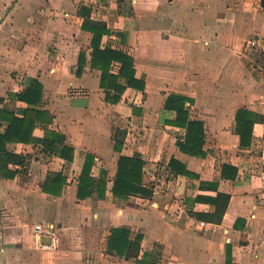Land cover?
<instances>
[{"label": "crops", "instance_id": "0c3cea01", "mask_svg": "<svg viewBox=\"0 0 264 264\" xmlns=\"http://www.w3.org/2000/svg\"><path fill=\"white\" fill-rule=\"evenodd\" d=\"M0 0V109L23 116L27 103L12 97L33 78L43 84L51 127L66 136L43 146L44 131L8 151L28 155L24 166L0 170V264H264V7L261 0ZM86 21L105 23L110 44L133 58L143 89L127 87L106 99L101 71L90 65L92 33ZM81 51L86 64L77 75ZM114 61L111 72L119 73ZM127 85V80L119 78ZM170 94L187 97L189 120L204 127V156L181 150L186 126L165 107ZM239 109L255 113L248 144L237 133ZM7 123L2 122L0 133ZM120 148L117 149L116 146ZM103 193L79 198L87 153ZM121 155L144 161L149 195L115 197ZM180 164L193 173L173 170ZM225 165L236 168L224 177ZM7 171L13 176H8ZM49 172L67 182L47 193ZM227 172L232 173L231 169ZM228 193L221 221H211L212 198ZM53 224L58 248L34 234ZM114 228L129 231L123 255L110 248Z\"/></svg>", "mask_w": 264, "mask_h": 264}, {"label": "trees", "instance_id": "16d2710c", "mask_svg": "<svg viewBox=\"0 0 264 264\" xmlns=\"http://www.w3.org/2000/svg\"><path fill=\"white\" fill-rule=\"evenodd\" d=\"M119 7L123 8L125 0H117ZM264 7V0H261ZM84 28L92 33L91 47L92 57L90 65L101 71V86L106 90V99L109 102L116 103L121 100L122 94L127 87L143 89L144 83L135 77L133 58L127 53L112 47L110 44L102 45V39L105 35L111 34L105 23L86 21ZM114 61H119L121 67L119 73L111 72V66ZM77 75L80 74L86 64L85 51H81L78 61ZM127 80V85L119 82V78ZM12 97L27 103L23 116H17L14 111L0 109V126L2 122L7 123L4 132L0 133V170L6 169L10 162L24 166L28 155L18 154L8 151L7 144L10 142L30 144L34 140V130L36 127L43 128V146L45 150L53 149L57 144L62 145L61 156L66 161H72L74 158V147L66 143V136L51 127L52 120L48 112L43 108V84L36 78L29 81V84L19 93H13ZM187 97L179 94H170L167 97L165 107L177 111L176 120L172 121L179 126H186V134L183 140L178 141L181 150L192 155L204 156V127L197 120H189L188 109L185 106ZM237 133L241 137V144L249 143L253 124L255 122V113L247 109H239L236 114ZM117 149L120 147L117 145ZM94 163V154L87 153L86 159L79 176L77 195L84 198L92 195L94 189L100 193L104 192L106 180L100 177L98 180L91 174ZM143 164L144 161L137 157L121 155L118 161V169L114 178L112 193L115 197L127 198L131 194L149 195L151 190L143 186ZM173 170L193 176L185 165L174 166L171 160ZM231 169L232 173L227 172ZM237 170L231 165H225L222 175L234 179ZM8 176L13 174L7 171ZM67 182L66 177L61 172H49L47 179L43 184V190L47 193L60 195L63 186ZM216 205L213 214L205 215L206 218L213 221H221L225 209L229 203L230 195L219 192L216 197L211 199ZM110 248L118 254L123 255L130 245L129 231L125 228H114L109 241Z\"/></svg>", "mask_w": 264, "mask_h": 264}, {"label": "built area", "instance_id": "2783aa9c", "mask_svg": "<svg viewBox=\"0 0 264 264\" xmlns=\"http://www.w3.org/2000/svg\"><path fill=\"white\" fill-rule=\"evenodd\" d=\"M34 234L39 238L48 237L50 239V243L48 245H41V247H48L51 249L58 248L60 243V236L53 224H36L34 227Z\"/></svg>", "mask_w": 264, "mask_h": 264}]
</instances>
